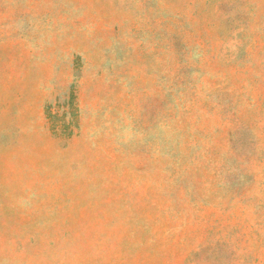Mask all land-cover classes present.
<instances>
[{
  "label": "rangeland",
  "instance_id": "obj_1",
  "mask_svg": "<svg viewBox=\"0 0 264 264\" xmlns=\"http://www.w3.org/2000/svg\"><path fill=\"white\" fill-rule=\"evenodd\" d=\"M0 264H264V0H0Z\"/></svg>",
  "mask_w": 264,
  "mask_h": 264
}]
</instances>
